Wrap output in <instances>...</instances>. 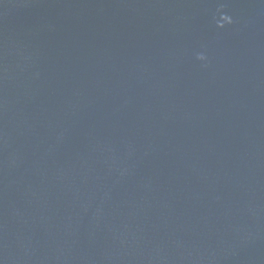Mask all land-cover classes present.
<instances>
[{"label": "water", "instance_id": "water-1", "mask_svg": "<svg viewBox=\"0 0 264 264\" xmlns=\"http://www.w3.org/2000/svg\"><path fill=\"white\" fill-rule=\"evenodd\" d=\"M0 264H264V0H0Z\"/></svg>", "mask_w": 264, "mask_h": 264}, {"label": "clouds", "instance_id": "clouds-1", "mask_svg": "<svg viewBox=\"0 0 264 264\" xmlns=\"http://www.w3.org/2000/svg\"><path fill=\"white\" fill-rule=\"evenodd\" d=\"M221 21H223V23H218V25H217L218 27H223L224 23H231L230 18L227 17V16H221ZM197 58L198 59H203V56H198Z\"/></svg>", "mask_w": 264, "mask_h": 264}]
</instances>
